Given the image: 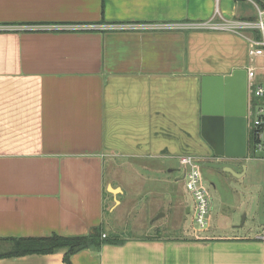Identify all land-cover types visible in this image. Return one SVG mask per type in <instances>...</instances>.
Listing matches in <instances>:
<instances>
[{"label":"crops","instance_id":"1","mask_svg":"<svg viewBox=\"0 0 264 264\" xmlns=\"http://www.w3.org/2000/svg\"><path fill=\"white\" fill-rule=\"evenodd\" d=\"M257 8L254 0H0V239L99 229L102 246L72 264H264L261 234L121 236L131 209L144 222L150 196L163 200L151 202L159 212L168 197V208L172 163L214 155L201 135L204 77L254 64L264 79L249 37L188 25L248 21ZM177 181L186 184L183 170ZM0 264L66 263L61 252Z\"/></svg>","mask_w":264,"mask_h":264},{"label":"rangeland","instance_id":"2","mask_svg":"<svg viewBox=\"0 0 264 264\" xmlns=\"http://www.w3.org/2000/svg\"><path fill=\"white\" fill-rule=\"evenodd\" d=\"M255 18H258V12ZM211 151L214 153L212 148ZM215 156V154L207 157L202 156L201 159L193 156L197 161L196 166L201 175L202 188L213 203V207L211 206L207 215L206 229L211 228L212 234L213 232L216 235L225 234L223 236L230 233L223 230L216 231L217 227L231 229V236L261 234L264 223V163L260 160V154H256L255 157L247 156L244 160L232 164L225 158ZM241 164L242 166H240ZM172 166L175 171L171 178L177 183L172 186V201L168 204V208H166L168 197L164 196L165 207H162L163 209L159 212L152 208L151 202L157 203L159 200L161 202L163 200L156 196H150L148 207L146 206L147 208L144 209L146 210L145 215H148L143 217L144 222H140V225L136 224L134 221L135 210L131 209L129 216H132L133 225L129 226L130 229H124L122 237L181 238L186 235H205L206 229H201L195 221V203L192 195L183 181H177L182 175V166L179 163H172ZM225 168H231L236 174L242 176L236 177L225 171ZM141 171L143 172V170ZM115 180L121 184L125 182V179L120 177ZM181 200L192 207V213H187L185 206L180 204ZM110 205H113L112 200L107 199V222L114 220L109 211ZM128 221V219L125 223L116 221L114 224L118 225L115 226L117 231L121 232L123 225H127ZM133 226L135 229H132ZM5 249L0 247V251Z\"/></svg>","mask_w":264,"mask_h":264},{"label":"water","instance_id":"3","mask_svg":"<svg viewBox=\"0 0 264 264\" xmlns=\"http://www.w3.org/2000/svg\"><path fill=\"white\" fill-rule=\"evenodd\" d=\"M247 70L204 77L201 135L218 157L245 159L248 153ZM225 171L236 174L231 168Z\"/></svg>","mask_w":264,"mask_h":264},{"label":"built area","instance_id":"4","mask_svg":"<svg viewBox=\"0 0 264 264\" xmlns=\"http://www.w3.org/2000/svg\"><path fill=\"white\" fill-rule=\"evenodd\" d=\"M256 20L240 21H214L210 20L196 25H188L189 30H203L214 32H233L245 35L249 43L250 58L264 57V10L257 8ZM49 28V27H48ZM47 28V29H48ZM74 28V27H73ZM63 29H65L63 27ZM69 28H66L68 30ZM72 29V28H71ZM254 32L260 33V39L253 37ZM250 34L252 36H247ZM248 91V132L254 136L253 156L260 154V160L264 163V80L260 81L257 76V67L251 64L247 69ZM197 161L193 156H184L180 160L186 187L195 203V221L201 229H206L207 215L211 209V201L205 194L201 185V175L196 166ZM106 237V236H103ZM260 240L264 243V223Z\"/></svg>","mask_w":264,"mask_h":264},{"label":"trees","instance_id":"5","mask_svg":"<svg viewBox=\"0 0 264 264\" xmlns=\"http://www.w3.org/2000/svg\"><path fill=\"white\" fill-rule=\"evenodd\" d=\"M257 6L264 10V0H254ZM252 20H255L252 19ZM253 37L260 39V33L254 32ZM254 136H248V153L247 156H253ZM100 230L95 233L82 237H61L52 235L46 238H28V239H0V243H6V249L0 251V259L18 258L31 255H51L56 253H64V262L71 263V257L80 251L91 249L98 250L102 246L100 241ZM113 243H122L121 240L115 238Z\"/></svg>","mask_w":264,"mask_h":264},{"label":"flooded vegetation","instance_id":"6","mask_svg":"<svg viewBox=\"0 0 264 264\" xmlns=\"http://www.w3.org/2000/svg\"><path fill=\"white\" fill-rule=\"evenodd\" d=\"M223 158V157H222Z\"/></svg>","mask_w":264,"mask_h":264}]
</instances>
